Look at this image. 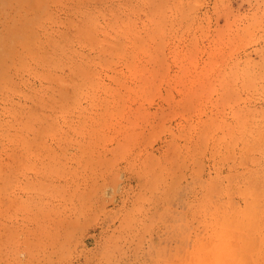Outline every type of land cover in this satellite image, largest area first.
Returning a JSON list of instances; mask_svg holds the SVG:
<instances>
[{"label":"rangeland","instance_id":"obj_1","mask_svg":"<svg viewBox=\"0 0 264 264\" xmlns=\"http://www.w3.org/2000/svg\"><path fill=\"white\" fill-rule=\"evenodd\" d=\"M0 264H264V0H0Z\"/></svg>","mask_w":264,"mask_h":264}]
</instances>
